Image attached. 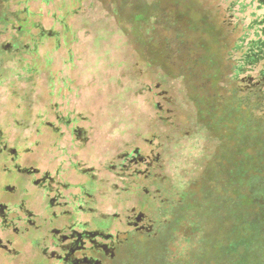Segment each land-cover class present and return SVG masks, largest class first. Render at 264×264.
Here are the masks:
<instances>
[{
  "label": "rangeland",
  "instance_id": "1",
  "mask_svg": "<svg viewBox=\"0 0 264 264\" xmlns=\"http://www.w3.org/2000/svg\"><path fill=\"white\" fill-rule=\"evenodd\" d=\"M233 1L32 0L18 12L17 0H0V125L29 164L53 169L68 159L58 146L71 145H56L55 126L70 132L57 112L87 117L78 124L90 141L77 147L94 171L66 175L95 194L93 225L120 233L104 264H238L243 253L264 264L262 65L234 79L247 47L232 50L264 7L229 11ZM136 150L158 158L148 178L122 166ZM17 176L3 173L0 185ZM140 215L150 232L126 224Z\"/></svg>",
  "mask_w": 264,
  "mask_h": 264
},
{
  "label": "flooded vegetation",
  "instance_id": "2",
  "mask_svg": "<svg viewBox=\"0 0 264 264\" xmlns=\"http://www.w3.org/2000/svg\"><path fill=\"white\" fill-rule=\"evenodd\" d=\"M68 118L58 112L56 114L58 121L70 127V132L54 127V133L59 134L56 145L61 144L60 140H70L71 145L58 146L68 159L61 158L66 163L53 169L29 164L26 154L20 152L17 146V143L21 144L19 136L14 139L15 145L10 146V132L0 125V176L6 172L19 175L11 177L12 184L2 179L0 185V194L4 195L0 196V264H26L27 259H34L36 264H104L107 258H117L120 245L117 238L120 233L114 235L91 222V214L98 215L100 211L96 207L92 208L95 194L83 184L68 183L70 170L81 173L94 171L83 163L85 159L80 152L85 148L77 147H84L90 141L87 129L78 124V121H84L87 117L79 111L74 119L71 116ZM136 153L137 150L131 154L122 153L125 159L122 166L124 169L134 168V173L148 178L154 165L159 162L158 158L154 159L149 154L146 157L137 156ZM139 165H146V171L138 170ZM110 167L112 170L117 168L112 162ZM19 180L29 182L31 189L40 194L43 202L38 198L28 200L30 190L21 188ZM98 216L102 218V215ZM145 220V215L127 217L126 224L134 228L135 233L150 232L152 224L144 225ZM16 237L20 240H14ZM28 246L31 252L23 253ZM22 256L25 262L21 261Z\"/></svg>",
  "mask_w": 264,
  "mask_h": 264
},
{
  "label": "trees",
  "instance_id": "3",
  "mask_svg": "<svg viewBox=\"0 0 264 264\" xmlns=\"http://www.w3.org/2000/svg\"><path fill=\"white\" fill-rule=\"evenodd\" d=\"M32 0H17V4L22 8L18 12H26V9H28L29 2ZM45 2H50L52 0H42ZM258 2V8L264 7V0H256ZM253 2V1H252ZM250 3V2H249ZM249 3H245V0H234L231 4H229L228 10H235L236 5L239 7V11L243 13L246 10V7L249 6ZM252 6L253 3H250ZM251 21L250 23L246 26L244 25L242 27V30L244 31L243 34L239 37V40H237L234 45L232 50H241L243 46H246L247 49L244 51L242 57L239 59L240 61H237V63L233 66V71H234V79L238 78V75L241 74L244 70V66L250 65H262L260 71H259V76H260V81H256L255 86L259 88L260 94L261 91L264 90V13L261 16H257L255 11H252L251 13ZM36 27V26H35ZM38 28H41V36H43V32H49L50 29H46L43 26L40 27L37 25ZM44 28V29H43ZM249 31H251L254 35V37H250ZM250 37V38H249ZM247 44L244 45L243 42H246ZM241 41V43H240ZM240 62V63H239ZM250 79V78H248ZM253 84V85H254ZM262 84L263 87L260 85ZM258 225H256L257 227ZM254 229V226L253 228ZM253 236L251 233L244 234L238 244L245 245L247 241H250V238ZM237 243V242H236ZM249 255L246 253H243L241 257L238 260V264H247L249 263ZM206 257L202 258V261L204 264H206L209 260H205ZM199 264V263H198ZM237 264V262H236Z\"/></svg>",
  "mask_w": 264,
  "mask_h": 264
}]
</instances>
